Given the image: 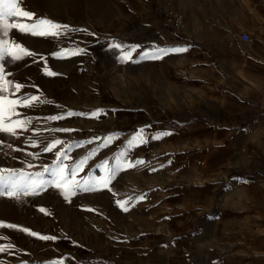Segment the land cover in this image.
Here are the masks:
<instances>
[{"label":"rangeland","instance_id":"1","mask_svg":"<svg viewBox=\"0 0 264 264\" xmlns=\"http://www.w3.org/2000/svg\"><path fill=\"white\" fill-rule=\"evenodd\" d=\"M177 2L191 5L189 18L177 8ZM23 5L37 17L86 31H73L59 39L12 31L17 42L37 55L19 62L5 61L6 73H11L8 79L27 86L21 90L22 94L36 95L51 103L20 109L24 116L33 119L28 131L20 133L18 138L0 133V140L5 141V146L0 147V169L41 172L44 165H51L55 160L54 152L68 144L94 141L74 147L71 151L74 160L97 149L100 144L97 138L117 134V140L108 147H101L98 155L90 160L95 166L104 159L111 161L141 128L146 130L147 142L133 148L128 156L144 163L118 173L111 182L112 191L102 189L83 194L90 202L88 207L80 203L79 197L76 201V195L65 199L54 187L39 195L21 196L19 200L0 197V221L39 234L31 236L18 229L0 228V236L7 237L0 238V246L14 245L0 252V264H105L101 251L97 252L99 257L60 254L69 250V228L76 211L78 239L85 244V238L93 240V232L99 227L117 228L104 212L107 207L110 213L121 212L118 200H128L125 236L136 244V252L141 254L140 264H264V191L260 182L264 180V130L257 139L259 146L252 144L253 139L246 138L247 153L237 156L232 169L201 159L192 127L187 129L188 146H183L181 135L169 140H165L164 135L153 139L163 132L150 131L147 123L124 121L122 111H127L132 118L133 112L138 110L125 102L132 103L134 94L135 101L143 99L151 82L159 90L167 89L180 96L185 82V64L176 54L138 63L121 62L119 50L112 47L117 43L140 45L133 54L136 59L140 52L153 46L188 45L173 42L175 36L189 38L196 46L212 41L220 35L214 28H233L234 23L245 21L240 15H230V0H23ZM168 7L184 14L186 30L182 35L165 25L163 13ZM165 32L172 35L171 41L164 38ZM73 48L84 51L67 58L53 55L61 49ZM45 67L58 75H46ZM191 78L188 83L192 89L197 81ZM113 95L124 102L111 105L108 98ZM97 109L107 114L99 118L76 115L58 121L45 119L68 111L91 113ZM171 126L178 124L173 122ZM29 137L39 146L32 147ZM56 139L65 144L54 152H44ZM14 148L20 150L14 151ZM156 148H163L160 155L164 159L149 162L150 149L156 151ZM28 153H39V158ZM72 160L67 162L71 164ZM29 163L34 166L29 168ZM219 172L225 174L218 176ZM96 175L102 176L103 172L96 169ZM45 179L51 177L45 174ZM141 196L144 199H139ZM39 236L55 239L44 240Z\"/></svg>","mask_w":264,"mask_h":264},{"label":"crops","instance_id":"2","mask_svg":"<svg viewBox=\"0 0 264 264\" xmlns=\"http://www.w3.org/2000/svg\"><path fill=\"white\" fill-rule=\"evenodd\" d=\"M175 5L189 18L190 4L180 5L177 2ZM230 8L231 16L240 15L245 21L234 23L233 28H214L220 33L214 40L196 46L188 41L189 38L175 36L172 39L180 44L188 43L180 46L187 47L188 51L176 54L182 59L181 63L185 64V82L182 84L183 91L180 96L167 89L159 90L151 82L148 94L143 99L135 101L134 94L132 103L125 102L129 106L133 104L138 107L133 112V117L126 114L127 111H122L124 113L121 115L126 123L132 119L135 124H149L150 131L159 129L168 133L164 135L165 140L181 135L183 146H188L187 129L192 127L201 159L232 169L237 156H245L247 153L249 142L246 138L253 139L252 144L259 146L260 141L257 139L263 135L264 130V0H230ZM243 33L249 34L252 42H242L240 35ZM163 35L171 41L170 33L165 32ZM190 77L192 81H197L192 89L188 83ZM108 99L111 105H121L123 101L114 95ZM173 122L178 126H171ZM238 133L240 134L237 137ZM162 149H150L152 154L149 162L153 159H164L160 155ZM93 167L94 164L89 161L85 172ZM223 174L225 173L219 172L218 176ZM260 182L264 191V180ZM86 193L89 192H78L76 201L80 198V203L88 207L90 202L83 196ZM106 209L104 214L109 221L117 224V228L106 230L99 227L93 232L94 239L86 237L84 244L83 240L78 239L79 221L76 211L75 216L72 215L73 222L69 228V250L60 255L99 257L97 252L101 251L102 263L140 264L138 261L141 260V254H137L139 252H136V244L128 241L125 236L126 212L122 208L119 213L111 210L110 213L108 207Z\"/></svg>","mask_w":264,"mask_h":264},{"label":"snow or ice","instance_id":"3","mask_svg":"<svg viewBox=\"0 0 264 264\" xmlns=\"http://www.w3.org/2000/svg\"><path fill=\"white\" fill-rule=\"evenodd\" d=\"M12 31H17L26 35L59 39L61 36L67 37L70 32L86 30L72 29L69 25H61L46 17H37L34 12L26 10V6L23 5V0H0V133L9 137L18 138L20 133L28 131L33 119L31 116H24L20 109L35 108L39 104L51 102L46 99L42 100L36 95L28 93L22 94L21 90L27 86L8 79L11 73H6L4 67L5 61L19 62L25 58L35 57L37 55L33 50L17 42L11 35ZM112 47L119 50V59L121 62L131 61L133 63H138L146 59H162L170 54H180L188 51L187 47L175 46L161 48L153 46L150 50L140 52L139 56L133 59V54L141 47L140 45L129 46L117 43L113 44ZM83 51V49L78 48L61 49L53 55L57 58H67L70 55H78ZM41 59L44 58L42 57ZM43 71L48 76L58 75L47 67H45ZM102 114L106 115L107 113L103 109H97L91 113H75L68 111L61 115L46 117L45 119L58 121L76 115L99 118ZM52 131L70 132L75 130L53 129ZM37 134H39L38 131ZM163 135H168V133L158 134L152 138L160 139ZM118 138L117 134L97 138L100 140L97 149H93L83 157L74 160H72L71 157V151L74 147H83L85 144H90L94 141L68 144L62 150L54 152L59 146L65 144L63 140L56 139L43 149L44 152H54L55 154L53 163L51 165H44L43 171L29 173L16 169H0V197H9L19 200L21 196L39 195L49 187L60 190L65 199H70L78 192H93L102 189L112 191L111 182L118 173L135 168L137 165L144 163L143 160L138 159L133 161L128 158L129 152L133 148L147 142L146 130L144 128L138 129L128 139L125 149L114 155L111 161L109 159H104L93 168H89L87 172H85V169L89 161L98 155L101 147H108ZM29 139L31 140L32 147L39 146L31 137H29ZM3 146H5V141L0 140V147ZM6 146L12 148L11 144H7ZM13 150L19 151L20 149L14 148ZM28 155L39 158V153H28ZM69 160H72L71 164L67 162ZM33 166L34 165L31 163L28 164L29 168ZM96 169L101 170L103 175H96ZM45 174L50 176L51 179H45ZM139 199L142 200L144 197L141 196ZM117 203L124 211L129 210L126 206L128 200H118ZM40 211L45 212L46 210L40 209ZM0 228L18 229L31 236L39 235L28 228H23L5 221H0ZM0 238L7 239V237L3 236H0ZM39 238L44 240L55 239V237L50 236H39ZM13 247L14 245L11 243L0 246V252L8 251ZM55 264H62V262H55Z\"/></svg>","mask_w":264,"mask_h":264},{"label":"built area","instance_id":"4","mask_svg":"<svg viewBox=\"0 0 264 264\" xmlns=\"http://www.w3.org/2000/svg\"><path fill=\"white\" fill-rule=\"evenodd\" d=\"M163 20L165 25L176 33H183L186 30L185 16L175 8H166L163 13ZM240 39L245 43H250L253 40L247 33L241 34Z\"/></svg>","mask_w":264,"mask_h":264}]
</instances>
